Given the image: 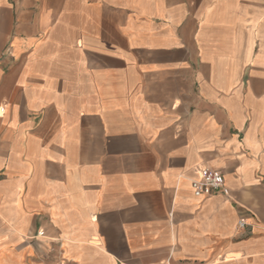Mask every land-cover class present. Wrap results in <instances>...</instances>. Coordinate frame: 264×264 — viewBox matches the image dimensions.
Listing matches in <instances>:
<instances>
[{
    "label": "crops",
    "instance_id": "crops-1",
    "mask_svg": "<svg viewBox=\"0 0 264 264\" xmlns=\"http://www.w3.org/2000/svg\"><path fill=\"white\" fill-rule=\"evenodd\" d=\"M0 264H264V0H0Z\"/></svg>",
    "mask_w": 264,
    "mask_h": 264
},
{
    "label": "built area",
    "instance_id": "built-area-1",
    "mask_svg": "<svg viewBox=\"0 0 264 264\" xmlns=\"http://www.w3.org/2000/svg\"><path fill=\"white\" fill-rule=\"evenodd\" d=\"M193 193L196 197H206L217 193L229 194L222 172L208 167H201L200 178L192 182ZM247 224L241 220L238 229H245Z\"/></svg>",
    "mask_w": 264,
    "mask_h": 264
}]
</instances>
